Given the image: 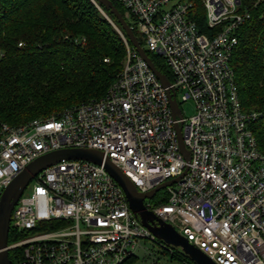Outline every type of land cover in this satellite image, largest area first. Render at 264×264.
Listing matches in <instances>:
<instances>
[{
	"label": "built area",
	"instance_id": "2783aa9c",
	"mask_svg": "<svg viewBox=\"0 0 264 264\" xmlns=\"http://www.w3.org/2000/svg\"><path fill=\"white\" fill-rule=\"evenodd\" d=\"M118 2L143 49L162 59L169 85L115 26L127 56L104 96L19 126L1 123L0 201L36 158L96 149L139 192L178 179L157 193L167 194L165 203L153 202L156 194L146 206L216 264H264V153L252 129L261 114L243 108L232 65L237 29L249 14L241 0ZM198 3L206 32L195 18ZM178 93L194 104L192 116ZM30 184L11 217L16 239L7 249L16 253L15 264H125L144 240L173 254L135 217L104 165L63 160Z\"/></svg>",
	"mask_w": 264,
	"mask_h": 264
},
{
	"label": "trees",
	"instance_id": "16d2710c",
	"mask_svg": "<svg viewBox=\"0 0 264 264\" xmlns=\"http://www.w3.org/2000/svg\"><path fill=\"white\" fill-rule=\"evenodd\" d=\"M110 1L125 14L118 0ZM196 6L195 18L206 32L203 7ZM240 10L249 18L237 29L232 65L243 108L261 114L252 129L264 153V0H241ZM115 26L131 45L116 17L98 0H0V125L45 119L104 96L127 56ZM134 32L143 43L139 32ZM148 54L171 79L162 59ZM152 201L165 203L167 194L161 192ZM15 237L11 228L9 241ZM172 249L173 254H163L179 264H195ZM9 256L15 264L16 253ZM137 260L133 256L125 264Z\"/></svg>",
	"mask_w": 264,
	"mask_h": 264
},
{
	"label": "water",
	"instance_id": "95a60500",
	"mask_svg": "<svg viewBox=\"0 0 264 264\" xmlns=\"http://www.w3.org/2000/svg\"><path fill=\"white\" fill-rule=\"evenodd\" d=\"M118 20L132 46L139 52L144 60L148 62L160 81L169 85V79L154 65L148 53L140 45L138 37L129 25L125 16L110 0H98ZM172 107L176 112L179 107L175 98L170 93ZM181 150L186 154L185 147L180 136ZM187 155V154H186ZM63 160H85L98 165H104L107 172L118 182L128 199L130 209L141 224L146 227L157 239L168 246L182 251L195 264H216L201 249L191 244L187 238L181 235L171 224L158 218L146 206V200L153 198L159 191L172 186L178 179L163 183L151 191L139 192L132 180L112 161L105 157L103 152L96 149L70 148L55 150L44 154L29 163L27 167L5 188L0 201V264H12L7 249L11 229V217L14 207L30 182L44 169Z\"/></svg>",
	"mask_w": 264,
	"mask_h": 264
},
{
	"label": "rangeland",
	"instance_id": "374dc122",
	"mask_svg": "<svg viewBox=\"0 0 264 264\" xmlns=\"http://www.w3.org/2000/svg\"><path fill=\"white\" fill-rule=\"evenodd\" d=\"M144 48L145 43L143 40V37L140 35ZM20 45V44H19ZM126 57L124 59L123 65L125 63ZM178 99L181 104V109L183 110L185 116L189 117L192 116L195 113V106L192 102L187 101L183 102L181 101V94L178 93ZM34 182L30 184L28 189L26 190V195L30 194L33 188ZM143 247L140 249H137L135 252V256L138 258L137 262L135 264H153L152 262L155 260L157 264H179L176 260L172 259L170 256L163 254V252L159 251L158 248H155L152 243L148 240H144L142 242ZM155 253V256L153 257V254Z\"/></svg>",
	"mask_w": 264,
	"mask_h": 264
}]
</instances>
